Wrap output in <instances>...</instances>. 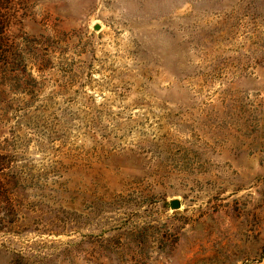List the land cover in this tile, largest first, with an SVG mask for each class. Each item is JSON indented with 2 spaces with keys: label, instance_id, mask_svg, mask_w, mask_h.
<instances>
[{
  "label": "rangeland",
  "instance_id": "1",
  "mask_svg": "<svg viewBox=\"0 0 264 264\" xmlns=\"http://www.w3.org/2000/svg\"><path fill=\"white\" fill-rule=\"evenodd\" d=\"M0 264H264V0H0Z\"/></svg>",
  "mask_w": 264,
  "mask_h": 264
},
{
  "label": "water",
  "instance_id": "2",
  "mask_svg": "<svg viewBox=\"0 0 264 264\" xmlns=\"http://www.w3.org/2000/svg\"><path fill=\"white\" fill-rule=\"evenodd\" d=\"M98 25H95L94 26V28L95 29H98ZM179 201H178V199H172L171 201H170V206L172 207V208H177V207H179Z\"/></svg>",
  "mask_w": 264,
  "mask_h": 264
}]
</instances>
